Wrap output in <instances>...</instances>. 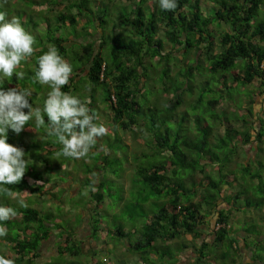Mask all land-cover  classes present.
I'll return each instance as SVG.
<instances>
[{"label":"trees","instance_id":"obj_1","mask_svg":"<svg viewBox=\"0 0 264 264\" xmlns=\"http://www.w3.org/2000/svg\"><path fill=\"white\" fill-rule=\"evenodd\" d=\"M19 1L21 10L14 6L12 0L7 13L14 9L23 27L36 38L37 50L21 62L19 70L24 72V78L19 80L14 74L11 81H0V88H30L33 82L36 87L34 94L40 93L41 87L34 79L39 67L38 59L49 46H55L73 69L70 81L62 91L70 93L76 86L89 88L75 96L96 115L102 111L103 125L107 127L108 134L124 135L127 141L124 143L134 142L138 156L147 157L148 161L134 160L129 176L162 200L153 212L145 214L144 221L138 223L137 228L131 227L129 232L119 225L110 227L105 224L96 209L102 199L101 188L104 185L101 170L95 169L94 165L93 170L85 163L82 170H77L76 164L74 169L79 172H72L73 175H68L65 181L58 178L50 181L53 171H59L76 160L66 157L68 163H63L65 156L58 155L63 146L55 136L48 135L47 116L42 111L45 126L37 128L32 119L19 134L8 130V143L21 147L27 153L25 159L30 158L33 163L20 183L3 187L11 189L18 199L29 196L39 200L41 205L43 200L46 204L61 202L56 197L58 191L63 194L78 191L71 189L76 185L80 187L79 181L76 184L72 182L76 178L85 177L93 181L98 177L97 190L87 189L88 195L94 197L96 220L91 212L88 214L85 210L90 206L87 202L77 210L79 225L72 233H66L58 224L45 227L48 216L42 213L41 206V209L37 206H14L17 216L0 222L8 229L7 236L0 238V255L13 259L14 264H58L59 261L48 259L39 262L43 254L42 242L51 231H56L61 235L58 236L55 254L62 261L66 256L75 257L82 253L87 257L84 264H98L93 258L94 247L100 239L101 247H107L111 235L123 241L124 251L135 260L132 264H158L160 257L172 259L174 254L168 255L166 250L172 249L168 243L174 237H183L175 251L177 262L212 264L216 260L219 264H264V255H259L255 244L251 249L244 244L245 232L240 234L241 230L237 231L235 236L240 241L235 240L231 225L235 217L233 213L264 205V120L253 115L255 111L264 109V78L259 66L261 61L264 62V22L263 19L252 22L258 4L264 5L262 0H208L211 2L209 8L204 6V0H176L177 8L173 11L162 10L159 0H122L130 3L129 10H118L114 13V20L109 22L107 12L113 0ZM37 18L42 23V30L36 28ZM221 22L227 28L221 26L213 32V26ZM67 27L72 28L75 35L55 34ZM71 41L78 45L77 50L71 48ZM67 49L74 51L76 58L73 61L67 58ZM170 55L174 57V67L168 63ZM236 60V66H241L240 73L234 66ZM148 64L151 67L159 65L162 75L170 76V84L165 82L161 89L166 99L159 110L164 118L172 115V119H177L178 113L172 112L182 102L179 93L186 90L189 81H195L196 75L200 76L203 90L206 88L207 92H216L236 82H240L242 87L254 84L256 94H263L260 107L254 109L252 97L246 103L249 110L240 117L226 113L231 122L225 120L226 115L219 120L217 115L211 114L210 121H218L217 125L202 132V136L193 142L183 137L181 130L193 115V120L198 119L199 124L205 126L206 116L188 115L184 111L174 129L162 118L150 117L148 120L145 113L151 109L144 110L139 105L142 80L145 72L147 76L150 72ZM172 72L175 75L171 76ZM96 87L102 91L101 103L95 98ZM167 94L170 95L166 97ZM33 97H29L30 103ZM46 99L47 95L44 103ZM221 105L219 100H209L208 111L214 107L220 109ZM218 133L222 134L216 143L213 137ZM101 142V150L96 145L93 152H102L103 148L110 146ZM247 146L248 151L245 149ZM105 159V154L99 160L97 157L96 162L101 169ZM56 187L58 190H54ZM8 198L6 193L0 192V206L10 207ZM99 234L102 238L97 237ZM262 234L264 227L254 237L258 242L256 246L261 247L264 254ZM242 249L248 252V260L242 259ZM70 263L74 262L70 260Z\"/></svg>","mask_w":264,"mask_h":264},{"label":"rangeland","instance_id":"obj_2","mask_svg":"<svg viewBox=\"0 0 264 264\" xmlns=\"http://www.w3.org/2000/svg\"><path fill=\"white\" fill-rule=\"evenodd\" d=\"M12 0H0V12L6 13V17L8 19H11L12 17H17L16 14H14V9H12L9 13H7L8 8L10 7L9 4H11ZM261 1V0H260ZM204 6L206 8H209L211 6V2L208 0H204ZM264 4V0L261 1ZM14 6L21 10L20 7V1L19 0H13ZM104 3V2H103ZM31 3L27 4V7L30 6ZM105 6V5H104ZM130 3H123L122 0H113L112 6L108 7L109 11L107 12V21L114 20V13H116L118 10L122 12H127L130 8ZM258 10L253 16L252 22H256L258 20H262L264 22V5L260 3L258 4ZM43 7V6H42ZM15 8V9H16ZM37 25L36 28L42 30V23L37 18ZM116 25V23H115ZM118 26V25H117ZM224 27L227 28L225 23L213 26V32L216 31V29H219ZM115 29H117L115 27ZM79 30V29H77ZM92 31V29H89ZM79 33V32H77ZM160 33V32H159ZM264 33V28H263ZM55 34H59V36H70L74 34V31L72 28L67 27L66 29L61 28L59 29ZM75 35V34H74ZM79 35H82V33H79ZM78 35V36H79ZM111 36V34L109 33ZM38 36V35H37ZM81 37L79 36L78 39ZM37 39H40L38 36ZM45 42V41H42ZM72 42V41H71ZM71 48H74V50H77L78 45L74 42L71 43ZM168 48V47H167ZM215 49V48H214ZM69 52V55L67 58H69V61H73L74 58H76L74 55V51L72 49H67ZM47 52V50H46ZM176 55L178 53L176 52ZM242 61V60H241ZM191 61H187L186 63H190ZM238 61H235L234 66H236ZM168 63L171 67H174L175 63L173 55H170L168 57ZM180 63V62H179ZM185 63V64H186ZM176 64V63H175ZM77 65V63L75 64ZM233 66V67H234ZM237 71L242 72L240 70L241 66L238 65L235 67ZM148 76L145 72L144 79L142 80V89L140 91V96H138V103L141 106L142 109L147 110L148 108L151 109V112L146 111L145 115L148 117V120H150L152 117L153 119H163L165 124L171 125L172 128H176L177 124L180 122L179 119L181 118V113H188V115L196 114V115H203L207 118L204 119L205 126H201L199 124V120L195 119V116H191L187 123L183 126L184 129L181 130V134L183 137L190 139L191 141L195 142L197 141L201 136L202 132L205 130L207 131L208 128L213 129L215 125H217L218 121H210L209 116L211 114L217 115L221 120V117H224L227 114L229 115H236V117H240L239 115L244 114V112H247L249 110L246 106V103L248 100H250L253 97V107L254 109H259L261 98L263 97V94H256L257 88L253 84L250 87L247 86H241L240 82L232 83L231 86L227 85V87L219 89L216 92H212L210 90L209 92L203 90V81L200 79V76L196 75L197 77H194L195 81H189L188 84L185 86L184 91L179 93L181 103L180 107L176 109V111L173 113H178L177 119H172V115L168 116V118H164L161 114L159 107L163 106L164 99H166L163 95V92L161 89H163V85L165 82H167V85L170 84V76L162 75V68L159 67H151L150 64L147 65ZM230 71V70H229ZM184 74V72H183ZM175 75L174 72H172L173 76ZM147 76V77H146ZM38 82V81H37ZM32 87H30L32 91V96L34 95L33 99H31V103L33 104V108L39 107L41 109L42 104L44 103V97L48 95V93L51 91V88L47 85H41L38 82V85H40V93H35L34 91L36 87L34 86L33 82ZM186 83V82H184ZM96 95L95 98L98 103H101V88L96 87ZM89 88H83V87H75L72 91H70L71 94L74 93L76 95L79 92L87 91ZM170 94H167L166 97H168ZM219 100V103L222 104L221 108L218 109L217 107H214L211 111H208V101L209 100ZM252 112V110H251ZM254 116L258 117L260 120H264V109H260L258 112L255 111L253 113ZM98 119L96 120V123L103 124L105 123L104 115L102 116V111L97 115ZM102 117V118H101ZM227 117V115H226ZM225 118V117H224ZM34 119V118H33ZM35 120V119H34ZM226 121L231 122L230 118H225ZM230 120V121H229ZM32 121V120H30ZM201 121V120H200ZM119 133V132H117ZM222 133L215 134L213 139L217 143L218 138ZM104 142L103 145L110 144V146L103 148L102 152H93L91 151L88 157L75 159L74 163L71 161L70 164L65 167L61 168L59 171L52 172V175H50L49 179L50 181H55L57 178L60 181H65L66 177L68 175H73V173L79 172L77 170H82L84 163L89 165V168L93 169H99L102 171L101 177L103 180V187L101 188V194L102 199L100 202H98V205L96 209L100 212V219L105 222V224H108L110 227L113 226H121L124 230L128 231L131 230V227H138V223L141 224V222L145 219V214L153 212L159 205L162 198L160 197V200L158 198H155V194L148 192L145 189L144 184L140 181H133L132 178L129 176L130 170L133 168L135 161H148L146 156H138L137 148L134 142H130L128 144L124 143L123 141H126V138L124 135L119 134H107L103 137H100V142L97 141V148L101 150L102 142ZM264 143V142H263ZM132 144V145H131ZM128 145V146H127ZM198 146V143H197ZM211 146V145H208ZM132 147V148H131ZM246 151H248V146L245 147ZM102 154L106 155V161L105 164L99 166V164L96 162L101 157ZM98 157V160H97ZM63 163H68L66 157H63ZM135 160V161H134ZM66 162V163H65ZM77 164V170L75 171L74 168H76ZM98 164V165H97ZM94 165V167H93ZM53 167V166H52ZM79 168V169H78ZM94 170V169H93ZM69 173H68V172ZM73 172V173H72ZM68 173V174H67ZM94 173V172H93ZM229 176V175H228ZM230 178V176H229ZM55 179V180H54ZM93 180V179H92ZM79 181V182H78ZM74 184L78 182L80 184V187L74 184H71V189H78V191L74 193H70V191H67L66 193H61L58 191L56 193V197H59L61 199V202L56 201H50L46 204L44 200L42 201L41 205H39V200L36 201L32 197L23 198L28 206L34 207L37 206V209H43L46 216H48V220L45 227L60 225L61 228L66 233H72V230H74L80 223L79 213L77 210L80 208V206L84 207L85 203L89 202L88 204L90 206H86V211L88 214H92V217L94 220H96V210L94 211L93 203H94V197L92 195H88V188L92 187V181L89 179H85V177L76 178V181H72ZM71 182V183H72ZM58 187V186H57ZM54 188V190H58ZM96 187V186H95ZM87 193V194H85ZM21 199V198H20ZM38 199V198H37ZM18 198L15 199H9V205L10 207H17L20 206L18 203ZM264 202V201H263ZM41 206V207H40ZM264 212V205H261L260 207H251V208H245L244 210H240L239 212L233 213L235 215L234 218L231 220L232 225V231L233 237L235 240H239V237L235 236V233L237 231H240V234L245 232V235L243 236L244 244L249 247L250 249L253 247L256 251L259 252V255L263 254V249L261 247L256 246L258 242L255 239V234L258 233L260 230H263L264 227V220L262 219V213ZM42 221V220H41ZM112 222V223H111ZM255 226V229H254ZM55 236L61 235V232H54ZM106 234V233H105ZM101 235V234H99ZM108 235V234H106ZM131 235V233H129ZM262 234L261 236H263ZM109 237V236H108ZM242 237V236H240ZM111 241L108 242L107 247H101L102 241L99 240V244L97 247H94V259L97 260L98 264H132L135 260L132 256H128L129 252L124 251L123 247V241L115 236L109 237ZM183 237H174L168 244L170 247H172L171 250H166L168 252V255L174 254V257L170 260H164L160 257L158 260V264H187L186 262H177L175 258V253L177 252V248L179 246V241ZM263 238V237H262ZM94 239V238H93ZM184 240V239H183ZM74 241V240H73ZM240 241V240H239ZM72 241H70L71 243ZM125 242V241H124ZM187 242V241H186ZM59 242H55L54 245H58ZM76 244V243H75ZM73 245V244H72ZM163 247V246H160ZM225 247V245H222V248ZM180 249V248H179ZM174 250V252H172ZM215 250V249H213ZM176 251V252H175ZM231 251V250H230ZM243 253V260H248L247 254L245 249H242ZM66 256L61 260L55 252L51 253V255H48L47 257H40L41 263L48 259L49 261H59L58 264H77L76 261H81L79 264H84L86 262L87 257H85L82 253H79L78 255H75V257ZM159 257V256H158ZM43 260V261H42ZM70 260H72L74 263H70ZM229 260H225V262H228ZM218 261H213L212 264H219Z\"/></svg>","mask_w":264,"mask_h":264},{"label":"clouds","instance_id":"obj_3","mask_svg":"<svg viewBox=\"0 0 264 264\" xmlns=\"http://www.w3.org/2000/svg\"><path fill=\"white\" fill-rule=\"evenodd\" d=\"M159 5L166 11L177 8L176 0H159ZM36 50V38L23 27L20 19H8L6 13L0 12V81H11L14 74L19 80L23 79L24 72L19 70L21 62L30 58ZM38 65L34 79L51 88L43 110L39 107L34 109L29 102L32 96L30 88H0V192L6 193L9 198L16 197L11 189L3 186L20 183L33 163L30 158L25 159L27 153L21 147L8 143L9 129L19 134L33 118L37 128L45 126L43 111L47 116L48 135L55 136L63 146L58 155L74 159L86 158L96 147L98 138L108 134L106 126L96 123L98 117L86 103L62 91L69 83L73 69L55 46H49L47 52L39 57ZM96 184L98 177L93 179L91 191L97 190ZM18 203L21 207H28L24 199H19ZM16 216L14 208L0 206V222ZM7 234L8 229L0 224V238ZM0 264H14V260L0 255Z\"/></svg>","mask_w":264,"mask_h":264},{"label":"crops","instance_id":"obj_4","mask_svg":"<svg viewBox=\"0 0 264 264\" xmlns=\"http://www.w3.org/2000/svg\"><path fill=\"white\" fill-rule=\"evenodd\" d=\"M89 229V228H88ZM87 232V230L85 231ZM102 238V234L101 235H97V237ZM59 237L55 236L54 232H50L48 237L42 242V258L47 257L48 255H51V253L55 252V245L54 242H58ZM39 262H41V260L39 259Z\"/></svg>","mask_w":264,"mask_h":264},{"label":"built area","instance_id":"obj_5","mask_svg":"<svg viewBox=\"0 0 264 264\" xmlns=\"http://www.w3.org/2000/svg\"><path fill=\"white\" fill-rule=\"evenodd\" d=\"M260 67L262 68V74L261 76L264 78V62L260 63Z\"/></svg>","mask_w":264,"mask_h":264}]
</instances>
